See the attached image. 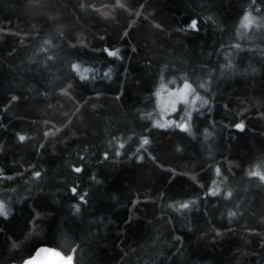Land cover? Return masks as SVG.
<instances>
[{
	"label": "trees",
	"instance_id": "1",
	"mask_svg": "<svg viewBox=\"0 0 264 264\" xmlns=\"http://www.w3.org/2000/svg\"><path fill=\"white\" fill-rule=\"evenodd\" d=\"M184 82L202 99L188 131L153 127L158 86ZM254 172L264 0H0V264L43 247L72 264H264Z\"/></svg>",
	"mask_w": 264,
	"mask_h": 264
},
{
	"label": "rangeland",
	"instance_id": "2",
	"mask_svg": "<svg viewBox=\"0 0 264 264\" xmlns=\"http://www.w3.org/2000/svg\"><path fill=\"white\" fill-rule=\"evenodd\" d=\"M157 90L154 98L152 126L161 129L174 128L188 131L191 114L196 110L194 109L195 105L200 106L202 104V99L193 93V87L187 82L173 88L162 83ZM157 124L163 126L160 127ZM185 125L187 130H183L181 127Z\"/></svg>",
	"mask_w": 264,
	"mask_h": 264
},
{
	"label": "water",
	"instance_id": "3",
	"mask_svg": "<svg viewBox=\"0 0 264 264\" xmlns=\"http://www.w3.org/2000/svg\"><path fill=\"white\" fill-rule=\"evenodd\" d=\"M72 264L71 260L50 248H38L34 253L19 264Z\"/></svg>",
	"mask_w": 264,
	"mask_h": 264
},
{
	"label": "snow or ice",
	"instance_id": "4",
	"mask_svg": "<svg viewBox=\"0 0 264 264\" xmlns=\"http://www.w3.org/2000/svg\"><path fill=\"white\" fill-rule=\"evenodd\" d=\"M248 19H249V18L246 16V17H245V21L247 22ZM191 27H192L193 29H196V27H197L196 22H193L192 25H191ZM106 52H107V54H108L109 56H112V57H117V56L119 55V49H116V50H113V51H109V50L106 49ZM81 78H82V79H86L87 77H86L84 74H82V75H81ZM157 126L162 127L163 125L157 124ZM181 127H182L183 130H187V126H186V125H185V126H181ZM243 127H244V125H242V124L237 126V128L240 129V130H242ZM20 139L23 140L24 137H20ZM148 143H149V141H148L147 139H145V140L143 141V144H144V145H147ZM121 147H123V145H121ZM76 171L79 172L80 169L77 168ZM252 175H255V176H257V177H259V178H261V179H264V175H262L260 172H254V173H252ZM73 191H75V189H73ZM183 207L186 208V207H188V205H183ZM5 213H6V210H5L4 206H3L2 204H0V215L5 214ZM229 215L231 216V215H233V214L230 213ZM26 264H29V262H26Z\"/></svg>",
	"mask_w": 264,
	"mask_h": 264
}]
</instances>
